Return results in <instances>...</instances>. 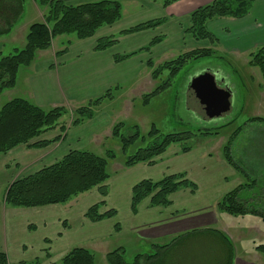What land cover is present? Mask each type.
Returning <instances> with one entry per match:
<instances>
[{
  "label": "trees",
  "instance_id": "16d2710c",
  "mask_svg": "<svg viewBox=\"0 0 264 264\" xmlns=\"http://www.w3.org/2000/svg\"><path fill=\"white\" fill-rule=\"evenodd\" d=\"M45 8L42 20L31 23L25 34V42L21 48H14L12 53L3 55L0 52V94L11 89L16 84L18 73L22 68L29 67L40 51L50 48L52 40L61 35L73 34L76 39L82 40L92 37L102 26L112 25L122 16V7L118 0H98L79 4H67L62 0H33ZM178 0H163V7H167ZM254 0H212L200 6L189 14L190 24L184 33L195 41H207L209 46L194 48L177 55L175 58L161 62L154 66L148 60L147 67L151 70L152 79H157L161 71L168 70L167 79L155 87L151 92L143 94L141 99L146 104L152 97L170 85L173 77L186 63L201 58L218 56L213 46L217 45L218 38L207 28L210 20L221 17L241 18L251 9ZM24 12L23 0H0V37L9 34L17 24ZM166 17H158L137 23L123 29L119 35L132 34L148 29H154L166 21ZM162 35L153 37L150 42L128 53L116 54L113 59L116 63L122 62L140 51L149 52L151 47L161 42ZM117 42L114 36L101 37L96 41L94 49L105 50ZM69 41L55 52L61 56L67 52ZM219 57V56H218ZM248 65L259 69L264 88V44L256 51L249 53ZM116 89V88H115ZM112 90H106L102 95L87 100L84 105H79L72 110L70 127H76L92 119L101 103L112 100ZM67 113L64 106L43 108L32 101L14 97L0 107V155H5L15 147L24 145L29 149H41L48 145L60 142L66 138V126L59 120ZM249 121H261L264 117H251ZM233 119L212 128L198 130L204 136L217 135L219 129L229 125ZM124 123L115 124L111 130L112 138L120 141L125 150L139 137L137 126L133 133L124 136L120 129ZM57 129L59 133L50 139L41 137ZM242 126L236 128L222 146V157L238 174L245 173V168L238 164L231 155V146L234 138L241 131ZM158 134V130L151 126L148 136ZM160 136V134H159ZM195 133L191 131L173 132L162 135L160 139L152 140L144 148H139L133 155L127 157L125 167H132L140 163L153 165L154 158L162 155L172 144H181L180 151L188 152L191 147L184 145L192 139ZM114 158L111 150H106L105 156H98L85 149H71L56 161L44 165L36 171L13 179L7 184L3 203L11 207L37 208L49 205H63L78 195L96 189L101 199L91 205L84 216L92 223L103 219H112L117 215L114 208L107 207L108 186L105 183L110 174L107 171L108 161ZM257 187V181L250 179L249 183L241 182L234 189L225 193L216 203L220 213L232 216L246 214L259 215L264 218V204L255 207V202H250L249 191ZM180 189H189L195 192L196 184L187 178L186 173L179 172L164 175L158 180L142 179L131 187L129 207L132 214H136L140 203L149 199V207H168L171 205L170 196ZM263 194V193H262ZM256 191L252 193L255 199ZM251 197V198H252ZM253 204V205H250ZM101 211L102 208H106ZM65 225L66 223L63 222ZM114 231H120L119 223H114ZM50 240L45 239V243ZM149 252L137 253L128 262L124 257V250L118 247L108 253L105 258L108 264H233L234 249L230 238L222 231L204 227L192 229L173 236L166 243H154ZM254 249L264 256V244H258ZM45 251V250H44ZM45 257H50L48 250ZM40 259L32 261H19L17 264H39ZM0 264L9 263L7 254L0 251ZM58 264H95L92 251L84 247H73L65 252Z\"/></svg>",
  "mask_w": 264,
  "mask_h": 264
},
{
  "label": "rangeland",
  "instance_id": "374dc122",
  "mask_svg": "<svg viewBox=\"0 0 264 264\" xmlns=\"http://www.w3.org/2000/svg\"><path fill=\"white\" fill-rule=\"evenodd\" d=\"M23 1L24 12L21 18L9 35L0 37V47L2 45L1 43H4L3 55L12 53L14 48H21L25 42L24 34L27 27L33 22L42 20L44 13L42 16L38 14L33 3L34 1ZM38 7L42 8V6L39 5ZM122 7L123 16L126 18L123 20V26L134 23V11L138 12L139 8L134 7L132 3L124 4ZM42 10L45 11L44 8H42ZM124 11H126V14ZM143 16L144 14H138L136 19H142ZM186 36L189 35L186 34ZM70 38L73 39L75 36L71 34L55 37L47 51L49 50L48 52L51 53V49H57L59 46L66 45V40ZM124 46L126 47V44L123 45V48ZM184 47L186 46L184 45L173 50L174 56H170L171 58L169 59L163 57L161 60L156 61L157 63L154 62V59V66L163 61L173 59L180 53L185 52L184 49L186 48ZM213 48L216 49L219 57L211 56L189 61L171 77L170 85L156 96L152 97L146 104L142 102V95L151 92L155 87L161 85L168 77V70L161 71L157 79H151L149 78L151 70L148 67L140 65L138 67L141 72L134 82L127 83L128 81H126L124 86H118L119 90L114 88L112 90L113 99L102 102L104 106L102 108L101 105L99 110L107 111L108 115L112 117V125L110 124V127L105 126L104 129L98 133L99 135L96 137L97 140H95L98 144H93V141L86 148L80 149L88 150L103 157L106 154V150H111L114 154V158L108 161L107 171L110 174V178L105 183L108 186L110 204L113 206L112 208L119 212V224L122 226V229H120V231H114L112 220L104 221L106 223L96 225L84 216L85 211L91 205L98 202L99 198L101 199L96 189H92L78 195L70 200L69 203L58 205V207H55L56 209L48 212V224L46 227L39 223H33L36 226L35 232H32V230L29 231L30 233H17L16 237L18 241H24L26 246L22 248L18 245L13 246L5 244L9 263L17 264L19 261H32L38 258L40 261L47 260L48 262L41 264H54L55 261L56 264H58L60 257L65 252L73 247L79 246L93 252L95 264H108L105 258L106 253L118 247L123 248L125 253L124 257L128 262H130L137 253L149 252L146 243L138 237L137 233L132 232V229L129 228L127 218L125 217V205L126 203L128 204V200H130L131 186L135 183L142 179H151L155 181L162 178L164 175L179 171L178 169H180V166L178 162L180 158H173L174 155L172 151L180 148L181 144L170 145L165 155L154 158L155 163L153 165L140 163L129 168L125 167L124 162L127 157L133 155L139 148L146 147L152 140L160 139L162 135L168 133L191 131L195 133V136L186 141L184 145L190 146L194 150L207 148L214 154L213 157H217L221 152V147L231 133L239 126H242L234 142V151L238 152V154H235L243 157V159H236V155L232 152V149L231 155L234 156L238 164L245 168L244 171L246 174L249 172L250 176H245L243 173L239 174L240 182L249 183L250 179L257 181V187L249 191L250 196L252 197L251 194L255 191L259 195L263 193L262 196H257L255 199L252 197L254 201L257 198L255 207H257L258 204H264V123L261 121L248 120L251 117H264V88L260 85L262 83L261 74L257 67L248 65V53L235 54L229 52L222 45H220L219 48L215 46H213ZM256 49L257 48L251 49L250 53L256 51ZM123 53L128 52L118 51V54ZM144 54L145 53H141V57ZM211 71L217 74L214 80L218 86L223 87L222 89H225L226 86H228L226 87L227 89L230 88L231 98L229 111L217 120L215 118L210 123L209 120L203 119V115L187 106L186 93L187 84H189L191 78L204 72L211 74ZM146 72L148 73V78L145 75ZM19 82L20 80H18V85L14 87L12 91H10V89L4 90L0 94V107L14 97H24ZM133 88L134 91L130 92ZM126 96H130V98L127 100ZM32 99L33 98H30L33 102ZM84 103L82 104L84 105ZM77 107L76 105L73 107H65L67 113L59 120L60 124L62 123L66 126V131L72 130L73 128L69 125L73 116L72 110ZM232 119L233 122L231 124L219 129L217 137L210 135L208 139H206L204 135L198 132V130L204 131V129L215 127V125H221ZM119 122L124 123V126L120 129L122 135H131L133 133L132 126L135 125L139 132L138 139L125 150L122 149L120 141L111 136L113 126ZM151 126H154L158 130V134L152 136V138L148 136ZM51 133L52 132L46 134L49 136ZM50 136L52 137V134ZM70 145L68 144L64 153L74 148V146L70 147ZM28 149L29 148L26 146L22 149L24 151L22 153L25 154V156H20L21 153H13L11 154V159L6 157L5 162L8 163V172L4 176V180L10 181L32 173L40 167L56 161L60 157H49L48 153H46L36 157V160H32V156H30L31 151H25ZM172 158L173 162H171ZM253 172L255 175L251 174ZM184 173H186L188 179L192 180V178H196L198 180V177L194 175L199 173L192 171ZM201 177L203 180L212 179L211 176L208 177L206 174L204 177L202 174ZM198 181L200 182V180ZM236 181L237 179L228 177V179L223 182L226 189L224 194L235 188ZM6 186L7 184L5 183L0 184V197L3 196ZM105 209L107 208L102 209V211ZM257 209L261 210L259 206ZM219 220L220 222L217 223L216 226L220 229L223 228L226 235L229 236L236 257L250 260L254 259L256 255L264 258L260 252L254 249L256 245L264 244V218L254 214L232 216L224 213L223 217ZM63 221L66 223L65 225ZM46 237L50 240L48 243H45L43 240L44 238L46 239ZM26 241L31 242V245H28ZM166 241L169 240H165L163 243ZM40 244H43L44 248H41ZM48 245L51 246L48 247ZM43 249L45 251L48 250L50 257H45V251Z\"/></svg>",
  "mask_w": 264,
  "mask_h": 264
},
{
  "label": "crops",
  "instance_id": "0c3cea01",
  "mask_svg": "<svg viewBox=\"0 0 264 264\" xmlns=\"http://www.w3.org/2000/svg\"><path fill=\"white\" fill-rule=\"evenodd\" d=\"M62 1L67 4H79L98 0ZM118 1L121 7L124 4L132 3L134 7L139 8L138 12L134 11V23L123 26V20L126 18L123 16L122 7L121 18L112 25L100 27L92 37L82 40L76 38L65 39L69 41L65 54L55 56V52L63 46H59L57 49H51V53L48 52L49 50L40 51L37 55V59L29 67L22 68L23 70L21 69L18 73L14 87L18 85V80H20L19 83L22 88L23 98L29 100L33 98L32 100L34 103L44 108L53 106H64L66 108L75 105L79 106L89 99L102 95L110 88L119 90L118 86H124L126 81H128L127 83L134 82L141 72L138 66L142 65L143 67H147L146 63L149 59L152 61L155 59L154 62L161 60L163 57L169 59L171 58L170 56H174L173 50L184 45L186 46L184 47L186 48L184 51L195 47L209 46L207 41H195L190 36H186L184 31L190 24L189 14L196 8L212 0H178L165 8L162 5L163 0ZM33 3L38 14L42 16L45 12L42 10L44 7L39 8L35 2ZM124 13L126 14V11H124ZM138 14H144L142 19H136ZM164 16L167 18L166 21L154 29L119 35L120 31L140 21L142 22ZM207 28L218 38V43L215 47L219 48L220 45H222L229 52L235 54H249L251 49H258L264 44V0H254L250 11L241 18H216L207 23ZM158 35L163 36L162 41L151 47L149 52L140 51L122 62L116 63L114 61L113 57L118 54V51H135L147 45L153 37ZM105 36H114L117 42L105 50H95L96 41ZM1 44L0 52H3L4 43L2 42ZM125 44L126 47L124 46L123 48ZM141 53L145 54L141 57ZM145 75L147 77L148 73L146 72ZM149 78L152 79L151 74H149ZM13 88H11L10 91H12ZM228 89L230 90V88ZM131 91H134V88L131 89L130 92ZM126 98L128 100L130 96H126ZM230 98L231 93L229 99ZM101 105L103 108L104 104L101 103ZM111 118L112 117L108 115L107 111L99 110L92 119L73 127L72 130L66 131L65 140L52 143L45 148L28 149L25 151H31L30 156H32V160H36V157L46 153H48L49 157H62L68 152L64 153L68 144H71L70 147L74 146V148L71 149L86 148L93 141V144H98L97 141H95L97 140L96 137H98V133H100L105 126H109L113 122ZM218 118L219 117H217L216 120ZM214 119L215 118L210 119V123ZM50 132H52V137L59 133L57 129ZM50 135L47 136L45 133L41 138L50 139ZM238 135L235 137L231 148L234 154H238V152L234 151V142ZM213 136L217 137L218 135ZM205 137L208 139V136ZM22 146L24 147V145H19L5 155H0V184H8L13 180H4V176L8 172V163L5 162V160L6 157L11 159V154L13 153H21L20 156H25V154L22 153L24 152ZM166 153L165 151L162 155ZM172 153L174 155L173 158H180L179 162L177 160L180 169H178L179 171L176 173L188 171L199 173L194 176H197L200 182L196 178H192L191 181L197 186L196 191L192 193L189 189L178 190L170 196L171 205L165 208L149 207V199H145L138 206L137 213L132 214L129 207L130 200H128V204L126 203L125 205V217L127 218L129 228L132 229V232L138 234V237L146 243L147 248H150L154 243L163 244L165 240H170L173 236L192 229L211 227L225 233L223 228L220 229L216 226V224L220 222L219 219L223 217V214L216 209V203L226 190L223 182H225L228 177L237 179L235 187L241 183L240 175L223 159L222 147L217 157H213L214 154L207 148H201V150H194L191 148L186 153H182L180 148H178L174 149ZM237 154H235V158H241L242 160L243 157ZM173 158L171 162H173ZM235 158L234 160L236 161ZM202 174L203 177L206 174L208 177L211 176L212 179L203 180L201 177ZM251 174H254V172ZM99 200L100 198L98 201ZM106 200L107 207L111 206L110 208H112L113 206L109 201V194ZM249 201L255 202L257 198L255 201L253 198H249ZM55 207H58V205L37 208L11 207L3 203V196L0 197V251L6 253L5 244L13 246L18 245L24 248L26 244L24 241H18L16 234L30 233L29 231L32 230V232H35L36 226L33 223H39L46 227L48 224V212L56 209ZM110 220L113 222L112 226L114 223H119V212L117 211V215L112 219H103L93 224L106 223L104 221ZM43 240L45 242V238ZM26 242L28 245H31V242ZM43 244H40L41 248H44ZM50 246L51 245H48V247ZM41 263L48 262L44 260L40 261L39 264ZM54 264H56V261ZM233 264H264V258L255 255L254 259L245 260L234 255Z\"/></svg>",
  "mask_w": 264,
  "mask_h": 264
},
{
  "label": "water",
  "instance_id": "95a60500",
  "mask_svg": "<svg viewBox=\"0 0 264 264\" xmlns=\"http://www.w3.org/2000/svg\"><path fill=\"white\" fill-rule=\"evenodd\" d=\"M216 73H201L191 78L186 93L187 106L203 119L210 120L221 117L230 109V90L218 86L215 82Z\"/></svg>",
  "mask_w": 264,
  "mask_h": 264
}]
</instances>
